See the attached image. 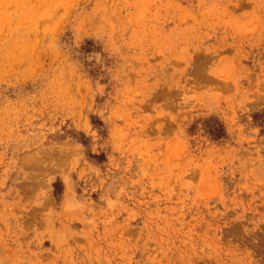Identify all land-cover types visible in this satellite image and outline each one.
<instances>
[{
	"label": "rangeland",
	"instance_id": "rangeland-1",
	"mask_svg": "<svg viewBox=\"0 0 264 264\" xmlns=\"http://www.w3.org/2000/svg\"><path fill=\"white\" fill-rule=\"evenodd\" d=\"M0 264H264V0H0Z\"/></svg>",
	"mask_w": 264,
	"mask_h": 264
}]
</instances>
